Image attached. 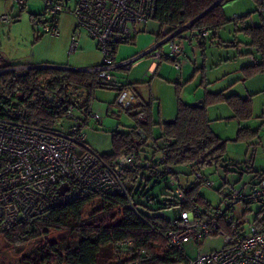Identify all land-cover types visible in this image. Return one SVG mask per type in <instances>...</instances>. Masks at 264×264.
<instances>
[{
  "label": "built area",
  "instance_id": "built-area-1",
  "mask_svg": "<svg viewBox=\"0 0 264 264\" xmlns=\"http://www.w3.org/2000/svg\"><path fill=\"white\" fill-rule=\"evenodd\" d=\"M14 2L23 6L28 0ZM42 2L43 12L32 18L36 30L59 37L61 34L59 16L63 12H69L76 22L69 52L78 48L76 39L79 29H84L96 42V47L102 51L101 62L72 70L94 75L99 84L120 86L113 76V71L128 69L147 54H150L152 59L149 66L152 71L165 58L178 61L175 66L179 68V63L185 56L187 39L182 37H185L183 32L188 30L184 29L189 27V23L163 35L140 54L121 60L115 59L117 46L131 42L134 26L154 18L156 0H42ZM258 13H264V9L260 7ZM2 19L6 21L7 16H2ZM189 35L201 39L207 36L208 32L200 28ZM163 44H167V51L161 50ZM30 68L42 67L15 65L1 69L0 73L10 71L23 73ZM61 87L62 84L51 88L47 95L55 101L64 102L66 106L64 115L74 122L66 132L57 128V125L45 127L25 121L16 115L15 105L6 106L7 115H0V234L19 223L26 224L28 229H32L37 224L50 220L56 207L94 194L121 195L133 206L130 192L135 190L136 180H130L128 175L137 169V154L130 152L106 160L92 149L85 142L84 134L81 132L85 117L83 119L75 117L74 112L77 109L75 97H64L61 94ZM133 101L134 96L129 91L123 90L117 96V104L121 108H129ZM86 118L93 120L95 124L101 121L99 114L92 110ZM136 120L145 123L147 121L145 112L137 111ZM159 126L163 128L161 124ZM142 133L140 139H134L138 146L145 139ZM165 140L167 139L159 138L158 142L163 143ZM165 147L160 151L161 158L165 154ZM153 148L158 150L156 144ZM144 161V167L151 166L149 160ZM165 170L170 173L169 184L174 186L173 216L167 219L166 229L159 223H150L151 229L164 238L165 246L183 250L182 243L189 238L197 244L212 236L224 240L221 248L198 253L194 259L186 258L177 264H264V231L255 226L253 220L247 218L241 221L235 212V206L239 203H259L261 208H264V167L259 170L254 181L226 183L222 191L223 207L217 209L206 208L194 201L193 197L189 207H184L187 202L185 194L187 189L178 184L171 166H166ZM196 176L201 178L199 173ZM203 183L209 187L213 186V182L208 178L204 179ZM61 189H64L62 194ZM117 244L124 248V253L128 257L123 264H142L146 259V251L136 248L132 239H125ZM131 256L133 259H129Z\"/></svg>",
  "mask_w": 264,
  "mask_h": 264
},
{
  "label": "rangeland",
  "instance_id": "rangeland-1",
  "mask_svg": "<svg viewBox=\"0 0 264 264\" xmlns=\"http://www.w3.org/2000/svg\"><path fill=\"white\" fill-rule=\"evenodd\" d=\"M245 1L250 4L249 0ZM3 2V0H0V56L4 62L11 65H29L32 67L46 66L61 71H66L61 69L63 67L80 69L101 62L102 51L96 47V42L88 37L84 29L78 30L80 34L76 39L79 44L78 48L69 52L72 30L76 24L70 13L63 12L60 14L61 34L59 37H54L36 30L33 26L31 13L41 14L43 12L44 4L42 0H28L24 8L17 5L14 0H6L5 4ZM256 7L257 5L255 6L254 2L249 10L251 15L247 20V24L258 25L260 23L257 10L260 7L264 9V6ZM5 15L7 16L6 21L2 19V16L5 17ZM231 17L235 18V13ZM255 18H257L256 21ZM141 24L144 26H141ZM234 25L233 22L229 21L217 31L215 37L207 39L204 54H201L200 51H193L194 48L198 49L197 43L193 40L192 44L196 47L193 50H188L185 57L187 64L180 65V68L182 66L181 69H176L175 62L166 59L161 62L162 64L155 74L147 73L152 60L150 54H148V56L140 57L128 69L113 71L115 80L121 85L136 82L134 89L140 95L139 100L149 102L154 99L152 112L157 132L159 131L157 122H161L162 125L166 120L173 119L176 115L177 85H180L179 97L186 104H192L202 99L205 89L213 93L224 90L226 95L237 94L241 97L251 95L252 117L244 122L233 117L232 109L225 102L214 101L207 105V117L210 120L211 129L219 137L226 140L224 160L220 163V166L215 168L214 165H206L200 169L213 182V186L209 187L202 182L196 188L197 193L204 198V201L212 209L223 207L221 202L223 184L239 179V182H242L249 177L246 171L243 172L242 178H239L238 173L239 166L245 164L244 157L247 148H249L248 159L253 156L256 166L264 162V125L259 126L264 121V72L244 78V70L241 68L254 61H260V56L257 54V49L247 46L248 38L243 33L238 32L240 26L238 25V30H236L237 28H234ZM137 29L139 30L135 35L136 38L131 43L136 42L137 46L140 45L139 52L145 51L146 48L155 44V34L157 35L159 32L163 34L167 30L165 27L160 29L159 22L156 19L139 23ZM186 29L188 27L184 30ZM186 32L189 34L187 30L183 34ZM131 43L119 44L116 50V60L130 58L136 52L139 53L132 50L134 44ZM161 50L167 51V44H163ZM252 58L255 59L253 62ZM194 68L197 69L196 72L193 71ZM146 73L147 76H145ZM125 91H129L134 96L133 90L126 89ZM118 94L119 91L112 89L111 86L108 88L97 87L91 98L90 108L99 114L101 121L99 124H95L93 120H88V124L81 128L85 142L101 154H108L112 150L111 131H127L129 127L135 125V119L132 117L131 111L136 113L137 109L130 107V113H127L125 109L117 104ZM74 115L80 119L84 118L78 109H75ZM73 124V120L62 117L59 119L57 128L66 132ZM240 127L259 128L258 134L249 141H235L233 139ZM151 149L156 150L152 146ZM155 152L156 160H158L160 153L158 150ZM243 161L244 163H242ZM241 169H246V166L244 165ZM177 170L183 171L180 167ZM186 170H188L186 171L188 173L189 169ZM183 177L185 176L181 174L182 185H184L182 180L185 181V179H182ZM138 179L142 183L143 190L147 189L145 192L147 196L158 195L164 200L165 196H162L161 193L166 190L167 182L164 183L160 180L158 184L152 187L155 180L149 177L147 172H145L143 179L140 177ZM138 179L136 180L135 189ZM189 180L196 183L193 174H190ZM221 186L222 190L219 191ZM133 202L136 203L140 211H144L150 216L166 219L173 216L172 207L161 208L158 204L151 203L149 209H145L137 203V199L134 198ZM260 207L259 203H239L235 206V212L241 221L247 218L253 220L258 216ZM122 219L121 209L117 207L109 209L99 199H93L84 207L83 223L81 224L86 227L106 226L120 223ZM78 239L79 236L76 232L69 228L50 229L47 234L30 240L23 245L10 244L5 240L3 234H0V264H32V262L47 264L41 261L40 247L42 244L47 250L50 249L49 252L53 248L57 252H63L65 247L73 249ZM223 245L224 240L215 236L205 239L201 244H197L191 238L182 243L183 251L188 259H194L198 253L217 250ZM51 253L55 252L52 250ZM106 255L108 256L106 257ZM106 255L100 257V260L98 259V264H117L121 258L120 255L118 257L114 252H108Z\"/></svg>",
  "mask_w": 264,
  "mask_h": 264
},
{
  "label": "trees",
  "instance_id": "trees-1",
  "mask_svg": "<svg viewBox=\"0 0 264 264\" xmlns=\"http://www.w3.org/2000/svg\"><path fill=\"white\" fill-rule=\"evenodd\" d=\"M217 1L156 0L153 19L159 22L160 29L163 27L167 29L164 34L159 32L157 37L169 34L178 26H183L194 20L193 23L189 24L188 31L193 33V31L203 28L208 32V35L204 38H196V43L201 49V54H204L205 38L215 37L217 31L229 21L234 24L241 23L242 26L238 32L248 36L249 45L257 49L260 56V61H254L241 68L244 70L243 76L245 78L259 72H264V13L259 14L257 10L260 24H247V20L251 15L250 12L236 16L235 18H228L223 7L224 3L228 0H220L214 4ZM253 1L257 5V8L264 6V2L261 3L260 0ZM24 6H21V8H24ZM206 10L208 11L203 16L195 20ZM36 15L39 14L31 13V18ZM145 56H148V54ZM166 59L168 58L163 60ZM12 66L15 65L4 62L0 56V70ZM64 70L66 71L51 68H30L23 73L19 71L0 73V115H7L6 106L15 105L16 115L25 121L39 126H55L58 124L60 118L65 117L64 111L66 106L64 102L61 103L51 99L47 95V92L51 88L59 87L62 84L61 94L64 97L74 96L77 109L85 117L81 128L88 124L86 117L91 111V98L93 97L94 90L97 87L108 88L110 85L97 83L94 75L86 72L71 69ZM196 70L194 68L193 71L196 72ZM135 84L136 82H130L118 87L111 86V88L119 92L126 89L133 90L136 104L130 107L137 109V111H144L147 121L139 123L135 118L137 111L136 113H132L131 111V115L135 119V125L129 127L127 131H111L112 150L108 154H100L106 160H112L121 154L135 152L138 156V166L134 173L128 175L130 180L135 181L139 177L143 179L145 172H147V175L155 180L152 187L158 184L160 180L164 183L167 182L166 190L161 193L162 196H165L164 200H162L163 198L158 195L147 196L145 194L147 189L143 190L142 183L138 179L137 187L134 191L130 192V195L132 201L134 198L135 200L137 199V203L145 209H149V204L151 203L158 204L161 208H170L174 205L175 199L172 198L174 186L169 184L170 173L165 170V167L168 165L172 167V173L176 175L178 184L187 189L185 191L187 202L184 207H189V202L193 197L194 201L198 204L210 208L209 204L196 191L197 185L208 178L200 169L206 165H214L215 168L220 166V163L224 160L226 140L219 137L211 129L210 120L207 117V105L214 101L225 102L232 109L233 117L240 121H245L252 117L251 95L241 97L237 94L226 95L224 90L213 93L205 89L202 97L204 105L203 107H199L182 102L179 97L180 85H177V112L173 118L174 121L172 123L164 122L162 124L163 128L161 127L155 134L153 128L156 122L152 119L151 112L153 99L149 102L139 100L140 95L134 89ZM129 108L123 109L127 113H130ZM262 125H264V121L259 126L261 127ZM258 130L259 128L249 129L240 127L233 140L249 141L257 136ZM140 133L144 134L145 139L141 142V146H138L134 142V139H140ZM159 138H166L167 140L162 143L158 142ZM154 144L158 146L159 153L166 146L163 158H161L160 154V158L156 160L155 151L157 149H151V146L153 147ZM144 160H149L151 166L144 167ZM178 167L182 168L183 171L177 170ZM186 169H189L188 173H186L188 171ZM197 173H199L201 178L196 176ZM181 174L185 176L182 178L185 179V181L182 180L184 185L181 184ZM190 174L194 175L196 183L189 180ZM142 197L143 199H141ZM93 199H99L109 209L114 207L121 209L123 214L122 221L106 226H83L81 223H83L82 214L84 207ZM258 216L253 219V223L261 231H264V208L260 207ZM167 222L166 218L153 217L144 211H140L134 202L133 206H131L129 200L124 196L94 194L88 197L77 198L56 207L52 211L50 220L41 222L32 229H28L27 225L23 223L16 224L11 229L5 231L3 237L10 244L23 245L30 240L47 234L50 229L61 230L69 228L74 230L79 239L73 249L65 247L63 252H57L53 248L52 250L55 253H51L52 250L49 252V248L47 250L44 244L41 245V261L47 264H98V259L100 260V257L105 256L108 252H114L118 257L120 255L121 258L117 264H123L128 260V257L124 253V248L118 246L117 243L125 239H132L136 248H142L146 251V256L144 255L146 259L142 264H177L186 260L187 257L184 251L176 248H167L164 238L150 227V223H159L163 229H166ZM159 250L160 252H158ZM129 259H133V257L131 256ZM32 264H37V262H32Z\"/></svg>",
  "mask_w": 264,
  "mask_h": 264
},
{
  "label": "crops",
  "instance_id": "crops-1",
  "mask_svg": "<svg viewBox=\"0 0 264 264\" xmlns=\"http://www.w3.org/2000/svg\"><path fill=\"white\" fill-rule=\"evenodd\" d=\"M4 2H3V4H5L6 3V0H3ZM250 1V4H247L246 3V1L245 0H243V2H242V0H228V1H226L225 3H224V5H223V7H224V11H225V14H226V16L228 17V18H230L231 17V15L232 14H234L235 13V17L236 16H239V15H242V14H245L244 13V11H246V13L247 12H249V10L252 8V6H253V4H254V2H253V0H249ZM229 2V3H228ZM255 6H256V4H255ZM257 8V7H256ZM69 13V12H68ZM71 14V13H70ZM60 17V16H59ZM232 18V17H231ZM259 18V17H258ZM255 21L257 20V18H255L254 19ZM75 21V20H74ZM7 23V22H6ZM260 24V23H259ZM76 25V24H75ZM137 25L138 24H136L135 26H134V29H133V37H132V40H131V42L136 38L135 37V35H136V33L138 32V30L139 29H137ZM238 25L241 27L242 26V24L240 23V24H235L234 25V28H237L236 30H238ZM244 25V24H243ZM257 25V24H256ZM59 26H60V30H61V23H60V18H59ZM141 26H144L143 24H141ZM75 27V26H74ZM143 28V27H142ZM240 29V28H239ZM142 30V29H141ZM74 31V28H73V30H72V32ZM188 31V30H187ZM189 32V34L190 33H192V32H190V31H188ZM187 33V32H186ZM183 34V36H185V37H187V38H185V37H182V38H184V39H187L186 41L188 42V44H187V42H186V53H188V50L189 49H191V50H193V48L194 47H196L195 45H193L192 44V42H193V40H195V42H196V39L194 38V37H192V36H190L188 33L187 34ZM80 35V34H79ZM88 35V34H87ZM187 35V36H186ZM216 35V34H215ZM88 37H90L89 35H88ZM247 38H248V36H246ZM71 38H72V35H71ZM210 37H208V38H205L204 40H205V43H206V40L207 39H209ZM159 39H161V37H157V35L155 34V41H158ZM189 39V40H188ZM210 39H212V38H210ZM190 41V42H189ZM130 42V43H131ZM128 43V42H127ZM131 44H134L133 45V48H132V50H135V52L136 51H138L139 52V49H140V45H136V42L134 43H131ZM190 45V46H189ZM67 46V45H66ZM79 46V45H78ZM119 46V45H118ZM118 46H117V48H118ZM198 46V45H197ZM247 46L248 47H251V45H249V38H248V41H247ZM151 47V46H150ZM149 47V48H150ZM254 48V47H253ZM146 49H148V48H146ZM205 49H206V45H205ZM117 50V49H116ZM194 52H197V51H200L201 52V49L198 47V49L197 48H194V50H193ZM142 52H144V51H142ZM142 52H139V53H135L133 56H135V55H137V54H140V53H142ZM249 54V53H248ZM257 54H258V52H257ZM258 56H259V54H258ZM131 57V56H130ZM151 57V56H150ZM185 57H186V54H185ZM185 57H184V59L183 60H181L180 61V63H179V68H177L176 66H175V68L176 69H181L182 68V66H181V68H180V65H185V64H187V60L185 59ZM115 59H117V57H116V51H115ZM169 60V59H168ZM255 59H253L252 60V62L254 61ZM171 61V60H170ZM162 63H160L159 65H157V67L152 71L151 69H150V67H148V70H147V73L148 72H151V74H155L156 73V70L159 68V66L161 65ZM150 65H151V62H150ZM149 65V66H150ZM153 72V73H152ZM147 73L145 74V76H147ZM153 101H154V99H153ZM155 102V101H154ZM154 102H153V104H152V110H153V105H154ZM134 104H136V102H135V99H134V102L132 103V105H134ZM156 105H158V104H156ZM152 110H151V112H152ZM152 119L154 120V117H153V112H152ZM244 122V121H243ZM159 123H161V122H158L157 124H159ZM155 127L156 126H154V128H153V132L156 134V130H155ZM161 127L159 126V129H160ZM154 135V134H153ZM156 142H157V140H156ZM256 144V143H255ZM249 148H247V151H246V154H245V166H246V169H241L244 165H240L239 167H240V170H238V173H239V178H242V175H243V172L244 171H246L248 174H249V177L247 178V179H245L244 181H254L256 178H257V176H258V172H259V170L262 168V167H264V162H262V163H259L258 164V166H256V164H255V158H253V156L252 157H250V159H248V157H249ZM242 163H244V161L242 162ZM240 171V172H239ZM240 180V179H239ZM239 180H235V181H232V182H236V181H239ZM227 183H230V181H228ZM135 184H136V181L134 182V186H135ZM225 184H223L222 186H224ZM222 186L219 188V191H221L222 190Z\"/></svg>",
  "mask_w": 264,
  "mask_h": 264
},
{
  "label": "water",
  "instance_id": "water-1",
  "mask_svg": "<svg viewBox=\"0 0 264 264\" xmlns=\"http://www.w3.org/2000/svg\"><path fill=\"white\" fill-rule=\"evenodd\" d=\"M219 1H220V0H218V1L215 2L214 4L218 3ZM211 7H213V6H211ZM211 7H210V8H211ZM210 8H209V9H210ZM209 9H208V10H209ZM208 10H206V11H204L202 14H200L197 18H195V20L198 19V18H200L201 16H203ZM193 21H194V20H193ZM193 21H191L190 23H193ZM190 23H189V24H190ZM38 67H42V68H43L44 66H38ZM63 69H65V68L63 67ZM66 69H71V68H66ZM72 69H73V68H72ZM72 69H71V70H72ZM80 95H81V94H80ZM191 105H193V106L203 107L204 104H203V100H202V99H199V100L193 102ZM173 121H174V119H168V120H166L165 122H166V123H172ZM63 191H64V189H61L60 193L62 194Z\"/></svg>",
  "mask_w": 264,
  "mask_h": 264
},
{
  "label": "clouds",
  "instance_id": "clouds-1",
  "mask_svg": "<svg viewBox=\"0 0 264 264\" xmlns=\"http://www.w3.org/2000/svg\"><path fill=\"white\" fill-rule=\"evenodd\" d=\"M134 102V101H133ZM132 106V105H131Z\"/></svg>",
  "mask_w": 264,
  "mask_h": 264
}]
</instances>
